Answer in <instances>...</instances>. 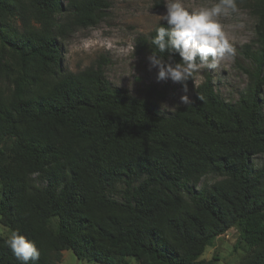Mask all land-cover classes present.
I'll list each match as a JSON object with an SVG mask.
<instances>
[{
    "label": "trees",
    "instance_id": "trees-1",
    "mask_svg": "<svg viewBox=\"0 0 264 264\" xmlns=\"http://www.w3.org/2000/svg\"><path fill=\"white\" fill-rule=\"evenodd\" d=\"M237 3L258 44L240 97L224 99L206 74L190 104L164 113L153 95L113 85L107 58L63 63L64 40L98 25L108 0H0V221L36 241L37 264L65 250L103 264H215L201 257L230 228L239 264H264V0ZM154 29L136 52L152 54ZM7 237L0 264H21Z\"/></svg>",
    "mask_w": 264,
    "mask_h": 264
},
{
    "label": "rangeland",
    "instance_id": "rangeland-1",
    "mask_svg": "<svg viewBox=\"0 0 264 264\" xmlns=\"http://www.w3.org/2000/svg\"><path fill=\"white\" fill-rule=\"evenodd\" d=\"M109 7L106 16L96 26L75 29L63 42V63L73 71L82 70L98 60L110 61L105 66V73L113 85L127 88L136 95L145 97L153 95L160 105V110L169 113L176 109L181 96L192 98L194 85H198L209 74L213 79L215 89L220 95L231 102H235L248 83V71L254 67L251 58L258 49L256 41V19L249 10L238 4L239 12L220 18L225 26L230 41L235 48V56L222 61L215 69L202 67L194 73L192 79L186 82H173L171 79L157 80L156 68H151L146 52H136L135 39L138 35L148 34L160 23V15L166 12L164 0L163 7L159 8L158 0H108ZM67 0H64L66 5ZM185 5L199 8L202 5H211L215 0H184ZM165 22V21H161ZM243 23L244 27H237ZM187 85V93L184 85ZM156 91V92H155ZM161 92V93H159ZM160 94L165 95L164 99ZM264 166V155L254 158V167ZM214 176L205 177L199 188L212 183ZM0 189V199H1ZM11 229L0 221V234L8 236ZM238 231L230 228L224 234L215 238L201 258L211 259L216 256L219 260L215 264H239L243 251L235 249ZM131 258L129 264H136ZM58 264H103L78 259L71 250L63 251L62 260Z\"/></svg>",
    "mask_w": 264,
    "mask_h": 264
},
{
    "label": "clouds",
    "instance_id": "clouds-1",
    "mask_svg": "<svg viewBox=\"0 0 264 264\" xmlns=\"http://www.w3.org/2000/svg\"><path fill=\"white\" fill-rule=\"evenodd\" d=\"M163 4L166 12L160 15V23L154 29L149 42L153 50L148 57L150 67L158 70V81L183 83L192 79L196 70L215 69L235 56L236 50L220 18L239 12L237 0H215L199 8L186 6L184 0H164ZM237 27L243 28L244 24ZM177 54L179 61L175 59ZM184 91H188L186 84ZM180 100L186 105L191 103L188 95ZM5 243L21 264H37L40 260L36 241L18 229L10 232Z\"/></svg>",
    "mask_w": 264,
    "mask_h": 264
}]
</instances>
